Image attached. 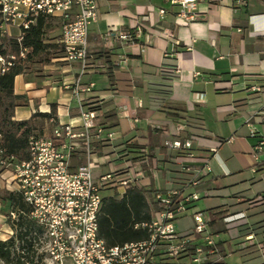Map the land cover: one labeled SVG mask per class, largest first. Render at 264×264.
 Wrapping results in <instances>:
<instances>
[{"label":"crops","instance_id":"obj_1","mask_svg":"<svg viewBox=\"0 0 264 264\" xmlns=\"http://www.w3.org/2000/svg\"><path fill=\"white\" fill-rule=\"evenodd\" d=\"M135 1L99 0L98 16L87 36L89 65L82 75L77 63L55 53L54 45L45 62H28L14 77L13 91L26 103L15 107L13 118L48 113L54 104L56 122L78 124L77 101L68 86L77 77L82 84L93 82L84 104L100 111L98 121L113 132L115 145L133 140L155 159L156 166L146 169L144 181L159 189L178 186L188 175L180 171L176 151L163 145L176 135L177 124L184 125L194 136V153L206 157L211 169L198 188L207 202L200 211L217 237L221 261L255 263L259 256L243 255L240 242L250 232L256 240L264 239V152L258 159L252 156L253 144L264 136V0H197V18L191 22L176 16L177 6L170 0H147L149 9ZM154 5L165 13L160 16ZM137 23L141 25L138 43L117 38ZM57 39L46 42L55 44ZM163 66L176 70L163 71ZM165 90L169 93L161 92ZM207 109L224 122L226 131L207 126ZM182 115L190 117L192 128ZM250 127L257 136H248ZM223 133L232 140L218 145L211 135L224 137ZM109 150L108 144L101 145L97 153ZM137 150L131 151L137 155ZM76 156L83 160L79 152ZM8 183L0 173L1 241L15 229L7 218L14 209L1 197L11 191ZM210 199L215 202L208 203ZM236 213H244L246 223L227 227L223 218ZM175 226L190 231V212ZM229 257L234 260L227 262Z\"/></svg>","mask_w":264,"mask_h":264},{"label":"built area","instance_id":"obj_2","mask_svg":"<svg viewBox=\"0 0 264 264\" xmlns=\"http://www.w3.org/2000/svg\"><path fill=\"white\" fill-rule=\"evenodd\" d=\"M99 0H0V40L14 38L17 53L0 52V74L16 60H24L30 48L22 44L26 30L38 16L54 19L59 24L57 43L62 57L68 63H77L79 76L87 69V36L90 25L98 16ZM197 0H170L177 6L176 16L183 22L197 18ZM165 9L159 7L160 16ZM117 38L126 43L141 40V25L137 23ZM174 72L175 67H162ZM195 75L198 72H194ZM70 87L77 101L78 124L56 122L51 130L32 134L28 138L29 158L11 167V191L17 192L27 210H10L7 214L14 231L5 234L6 256L0 255V264H164L168 261L187 260L185 264L224 263L216 248L209 218L194 210L201 198L199 186L211 171L208 159L193 151L194 136L182 124L176 125V135L165 139L163 145L176 151L180 171L188 175L175 187L159 189L153 194L158 204L151 218L135 224L144 228L148 236L121 245L108 246L99 237L97 216L105 196L120 198L128 187L146 186V169L156 166L155 159L139 147L135 155L130 147L133 140L114 144V134L98 121L100 111L84 104L93 82L82 84L77 77ZM252 89L259 91L258 86ZM250 136H257L253 127ZM232 137H216L218 145ZM108 144V152L98 154V148ZM213 151L215 148L212 149ZM77 152L83 157L79 161ZM264 152V136H258L252 146V156L258 159ZM198 163V164H194ZM2 170V171H3ZM253 170V169H252ZM2 171L0 173H2ZM110 190L109 195H102ZM204 191L203 195H206ZM190 212V231H179L175 222ZM23 223L18 224V215ZM227 227L244 221V213L223 218ZM20 231V233H17ZM254 245L259 259L253 264H264V239L256 240L250 232L240 247Z\"/></svg>","mask_w":264,"mask_h":264},{"label":"trees","instance_id":"obj_3","mask_svg":"<svg viewBox=\"0 0 264 264\" xmlns=\"http://www.w3.org/2000/svg\"><path fill=\"white\" fill-rule=\"evenodd\" d=\"M54 19L38 16L23 36L22 44L30 48L24 60H16L7 71L0 74V172L4 168V161L11 166L21 160L29 158L28 138L32 134L41 133L44 129H49L56 123V112L54 104L48 113L34 112L27 119H14V109L18 105L26 103L23 95L15 94L13 91V81L16 74L23 71L28 62L43 63L47 60L52 46H61L58 43L51 44L45 42V36L51 29V22ZM17 42L14 38H3L0 40V52L5 54L17 53ZM111 77V72H109ZM168 86V85H165ZM169 93V90L161 91ZM169 115L180 116L177 112L166 111ZM187 119L188 128H192L190 117L182 115ZM38 131V132H37ZM107 144H103L105 146ZM140 147L134 143L130 146ZM138 152V150H137ZM83 161L82 159L80 162ZM159 188L153 185L143 187H128L120 198L105 196L102 199L101 208L97 216L98 234L108 246L121 245L125 242L137 241L148 236L144 228L137 227L135 224L147 221L153 212L158 209V204L153 200V194ZM1 197L9 201L14 210H27L21 196L15 191L1 193ZM18 224L21 225L22 215H18ZM20 233V231H17ZM5 243L0 240V255L6 256L4 250ZM243 255L251 258L258 256V251L254 245L241 247ZM253 264V263H251Z\"/></svg>","mask_w":264,"mask_h":264},{"label":"rangeland","instance_id":"obj_4","mask_svg":"<svg viewBox=\"0 0 264 264\" xmlns=\"http://www.w3.org/2000/svg\"><path fill=\"white\" fill-rule=\"evenodd\" d=\"M135 2H136V4L138 3V4H141L142 6L146 7V9H149V7L151 6L150 4H148L147 0H136ZM153 8L156 11L158 6L154 5ZM58 26H59V24H58L57 21L54 20V21L51 22V29L47 32V34L45 36V42L48 41V40H53V39L58 38V36H59V27ZM56 50L57 51L55 53H62L60 47L56 46ZM50 53H52V51L49 52V55H50ZM205 117H206V124H207V126L209 128H212V129L215 130V128L219 127L220 132H223V131L227 130V127L224 124V122H222V121L220 122L219 120L215 119L214 114L211 111V109H207L205 111ZM46 130L49 131L48 128ZM223 134H224L225 138L231 136V135H229V133H223ZM211 136H213L212 138H214V140L216 141V136L215 137H214V135H211ZM248 136H250V135L248 134ZM225 143H228V142H225ZM6 168L7 169H4L2 171L3 181L7 180V181L11 182V180H9L11 178V176H12L11 175V167L8 166ZM218 186H219V184H218ZM110 192H111L110 190H103L102 191V195H109ZM211 202L213 203V202H215V200L214 199H210V201H208V203H211ZM206 203L207 202H206L205 198H200L198 201H196V206H197L198 210L205 209ZM215 240L217 241V237L215 238ZM233 258L234 257L227 258V262H232V260H234ZM185 263H187V260L180 259L178 261H176V260L175 261H173V260L172 261H168V262H166L164 264H185Z\"/></svg>","mask_w":264,"mask_h":264}]
</instances>
